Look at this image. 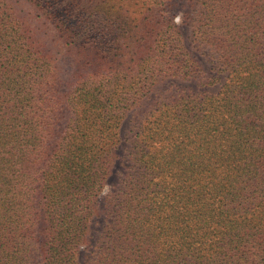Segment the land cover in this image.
<instances>
[{"label": "trees", "instance_id": "1", "mask_svg": "<svg viewBox=\"0 0 264 264\" xmlns=\"http://www.w3.org/2000/svg\"><path fill=\"white\" fill-rule=\"evenodd\" d=\"M184 1L0 0V264H264V0Z\"/></svg>", "mask_w": 264, "mask_h": 264}, {"label": "rangeland", "instance_id": "2", "mask_svg": "<svg viewBox=\"0 0 264 264\" xmlns=\"http://www.w3.org/2000/svg\"><path fill=\"white\" fill-rule=\"evenodd\" d=\"M182 5H185L183 6V8H181ZM179 4L178 6V9H177V13L179 15V18H177V22L181 25V29L183 30V28L185 27L186 25V21H185V17L184 15H187L188 13H191V11L189 10L188 8V4L187 2H185L183 0V4ZM29 9L31 10V8L29 7ZM23 11L26 13L28 11L27 8H24L23 7ZM28 14V13H26ZM185 22V25H182L184 24ZM184 35H185V38L187 39V43H190V29L185 27L184 29ZM49 44H51V36H47L46 37ZM196 55L200 58V60L202 61L204 67H205V70H206V73L207 75H212L214 74L212 68H213V59L214 58H211V56L208 55L207 51L205 50H200V51H197L196 52ZM212 70V71H211ZM171 82V81H170ZM170 82H166L164 84H162L158 90H157V95H160L162 94L163 96H169L173 93L174 91V87H178V86H182V87H185L186 85H184L183 83H180L179 81H175L173 83H170ZM218 86H215V87H212L210 89L211 92H217L218 91ZM153 100V99H152ZM152 100H150L147 104L146 107H144L145 109L150 105L152 104ZM145 109L143 111H145ZM142 119V113H138V115H134V117L131 115L130 117H128V119L125 121L124 123V127H123V135H125V139L129 138L132 136V131H133V127L134 125L137 124V122ZM124 149L127 150V147H128V143L124 142ZM126 155V153H125ZM124 168H119L117 170V174H121L123 172ZM119 177L116 176L112 181V183L114 184H117L119 183ZM103 227H104V223L101 221H98V223L94 226V241L97 240L99 238V236H101L102 234V230H103ZM91 252V251H90ZM89 260V259H88ZM88 260L85 259V262H87Z\"/></svg>", "mask_w": 264, "mask_h": 264}]
</instances>
